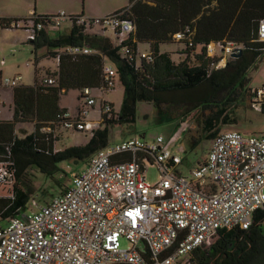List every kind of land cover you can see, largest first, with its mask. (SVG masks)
Instances as JSON below:
<instances>
[{"label":"built area","instance_id":"2783aa9c","mask_svg":"<svg viewBox=\"0 0 264 264\" xmlns=\"http://www.w3.org/2000/svg\"><path fill=\"white\" fill-rule=\"evenodd\" d=\"M66 19L71 21L70 15L60 11L50 18V27ZM3 20L0 18V26L20 27L28 32L30 41L43 28L32 16ZM76 22L87 28L114 30L118 43L134 28L130 20L111 14L82 15ZM174 38L179 41L184 34L178 32ZM186 39L192 45L189 33ZM255 40L264 42V19L259 21ZM202 46L206 55L217 58L216 68L245 49L241 43L224 39ZM123 49L136 61L153 60L150 51H133L129 45ZM56 52L58 62L61 54L98 51L83 41ZM21 79L18 74L2 82L15 87ZM116 80L114 66L105 63L101 86L79 91L75 113L63 112L64 126L93 131L105 118H115L110 103L102 100L98 104L95 94L112 89ZM53 81L45 76L40 83ZM249 104L256 111H264V82L249 87ZM94 107L98 121L91 119ZM172 134L169 138L157 134L151 139L133 135L101 148L84 168L74 172L70 185L47 204H35L33 211L26 209L0 227V264H196L194 252L210 246L220 230L249 228L255 211L264 209V133H218L191 178L177 172L182 156L171 149L177 139ZM123 155L130 158L121 160ZM146 161L158 168L160 176L155 182L144 176ZM12 182L13 173L0 162V185L7 187ZM121 238L131 247L123 248ZM140 242L143 249L138 247Z\"/></svg>","mask_w":264,"mask_h":264},{"label":"trees","instance_id":"16d2710c","mask_svg":"<svg viewBox=\"0 0 264 264\" xmlns=\"http://www.w3.org/2000/svg\"><path fill=\"white\" fill-rule=\"evenodd\" d=\"M111 15L133 23V30L121 43L117 39L114 43L109 37L90 31L91 27L77 24L82 15H70L72 26L69 33L52 37L48 29L54 15L33 12L34 22L43 24L37 38L28 40L34 50L46 46L49 54L55 57L57 52L51 48L87 41L98 52L61 54L57 69L47 73L54 80L51 84L44 85L36 80L32 86L11 87L12 100L7 109L9 117L0 118V162H5L6 168L13 173V182L9 185L11 192L0 195V227L28 207L45 205L51 199L44 195L39 198H36L37 194L30 196L20 187L17 180L24 171L36 166L44 174L51 175L59 171L57 163L61 161L86 164L95 153L111 143L115 126L120 129L125 126L119 130L122 140L137 135L135 126L138 118L146 125H172L173 121L179 124L198 114L196 118L200 121L203 136H186L187 148L194 151L202 142L212 141L222 132L223 125L237 124L245 118V112L238 114L237 110L249 102L245 87L250 82L248 74L257 68L260 57L264 55V42L255 40L259 21L264 19V0H128L125 7ZM0 27L11 28L7 24ZM106 30L111 29L102 28L101 31ZM111 31L116 38L117 33ZM178 32L184 34L179 41L174 38ZM188 33L192 45L186 39ZM223 39L241 43L245 49L238 57L228 58L225 66L216 68L217 58L206 55L202 45ZM138 43L148 44L152 61H136L123 49L129 45L136 51ZM167 43L181 47L175 52L176 61L171 52L160 49ZM106 58L114 66L123 87L118 111L115 112L110 104L115 118L99 122L85 145L56 150L54 143L58 136L55 131L59 127L66 128L63 112L68 110L59 104L61 95L69 90L79 92L84 87H100ZM199 87L207 90H202L196 98H188L182 117L170 120L164 109H175V106L165 105V95L189 92ZM21 123L32 124V130L17 129ZM43 127H49L51 131H43ZM140 136H145V133ZM129 158L123 155L120 159ZM200 162L198 160L197 163ZM177 172L180 173L179 170ZM194 256L196 264H264V209L255 211L249 228L220 230L214 242L195 251Z\"/></svg>","mask_w":264,"mask_h":264},{"label":"rangeland","instance_id":"374dc122","mask_svg":"<svg viewBox=\"0 0 264 264\" xmlns=\"http://www.w3.org/2000/svg\"><path fill=\"white\" fill-rule=\"evenodd\" d=\"M3 3L9 8L13 9L14 14H18L19 17H29L32 16L33 12L37 15L51 14L55 15L60 11H64L66 14L71 15H83L84 17L98 16L103 12H113L114 6L120 4L123 7L126 6L128 0H28L27 2H17L13 3V0H2ZM14 6H8L10 4ZM30 10V11H28ZM28 11V12H27ZM26 12V13H25ZM71 21L68 19L63 20L61 24L57 27H49L48 33L50 36L55 37L58 34H67L71 29ZM98 26H92V32H101ZM138 50L149 51V46L147 43H138ZM178 44L167 43L160 46L161 50L171 52L173 59L177 60V50ZM60 48H51L52 51H58ZM264 54V53H263ZM106 63H111L106 58ZM223 64V62L221 63ZM112 65V64H111ZM57 69L56 57L49 54V48L46 46H41L34 50L32 43L28 41V32L22 28H1L0 27V96L5 100L7 90L10 91L11 87H7L2 82L5 77L13 78L16 75H21L22 79L18 82L19 85H34L36 80L41 82L43 77L47 76V73H53ZM250 82L246 83V96H249V87L259 86L264 82V55L260 57L257 63V68L249 71ZM5 87V88H4ZM207 88L199 87L189 92H171L165 95L167 106H175V109H164L165 112L169 114L170 120L180 119L182 114L186 109H184V103L188 98H196ZM77 90H69L61 95V102L66 103L69 106H75L77 104ZM97 98V103L100 104L102 100L106 103L113 105L114 111H118L122 98H123V87L121 83L116 80L115 86L112 89H106L95 94ZM0 97V98H2ZM1 108V106H0ZM7 111V109H4ZM70 112L75 113L76 109H68ZM98 109H95L91 114V119L98 121ZM148 110V109H146ZM246 110V111H245ZM3 111V112H5ZM239 112L243 114L245 112V118L237 124L223 125L221 131L228 130H239L243 133H256L264 132V112L256 111L252 108L249 102L243 103L238 108ZM2 109H0V115H3ZM6 113V112H5ZM8 114V113H7ZM198 115V114H197ZM197 115L190 116L184 122L176 124L173 121L169 124H148L141 122V118L137 119L135 131L137 135L145 133L147 139H151L157 134H163L167 138L170 137V130L173 125L176 124L172 131V135H176V140L172 143L171 149L182 156V162L178 165V170L180 173L187 178H191L192 170L198 164V160L201 162L206 158L207 149L211 145L210 140H206L199 144L196 149L189 150L187 147L186 136L192 138H198L203 136V129L200 125V121ZM247 119V121H246ZM101 122V121H100ZM18 125L17 129L25 128L28 131L32 130V124L21 123ZM115 126L113 131L114 136L111 142L119 141L122 136L119 130H122ZM184 127L186 129H184ZM118 128V129H117ZM118 130V131H117ZM55 135L58 136L54 143L56 150H62L71 146H82L85 145L90 136V130L78 131L75 129H66L59 127L55 131ZM132 136V135H130ZM183 148L184 150H179ZM205 152V153H204ZM86 165L84 162L73 163L70 161H61L57 163L59 171L54 174L46 175L41 172L36 166L29 167L24 171L17 180V183L25 189V191L30 195L34 196L37 194L36 198L44 197L50 199L52 196L59 194L65 187L69 186L71 183L72 176L75 171L84 168ZM144 176L150 182H155L159 179V171L154 163L146 161V168L144 169ZM208 181V180H207ZM264 190V188H263ZM11 192L9 186L0 185V195H8ZM35 207H28L27 211H33ZM121 246L123 248L131 247L130 243L121 238ZM140 249L144 248V243L140 242L138 244Z\"/></svg>","mask_w":264,"mask_h":264},{"label":"crops","instance_id":"0c3cea01","mask_svg":"<svg viewBox=\"0 0 264 264\" xmlns=\"http://www.w3.org/2000/svg\"><path fill=\"white\" fill-rule=\"evenodd\" d=\"M28 0H13L12 2L13 3H17V2H27ZM8 6H14V4H10V5H8ZM122 8V6L120 5V4H118V5H116V6H114V8H113V12H103V13H101V14H98V16H105V15H110V14H112V13H114L116 10H119V9H121ZM28 11H30V10H28ZM27 11V12H28ZM26 13V12H25ZM67 15H71V14H67ZM10 18V17H19L18 16V14H14V11H13V9H9L4 3H3V1L2 0H0V18ZM100 35H103V36H107V37H109L111 40H112V42H116V39L117 38H115V35H113V32L111 31V30H106V31H101L100 32ZM180 48L181 47H177V50H180ZM162 51H164V50H162ZM109 64H111V63H109ZM5 88V87H4ZM7 90V93H6V99L7 100H5L2 96H0V97H2L1 99H2V105H1V108L0 109H2V112L3 111H5L4 109H9L8 107H9V105L11 104V100H12V88H11V90L10 91H8V89H6ZM78 94H79V92L77 91V96H76V98H77V104L75 105V106H69L68 104H66V103H62L61 102V97H60V100H59V104L61 105V106H63V107H66V109H70V108H74V109H77L78 108V104H79V99H78ZM102 94L103 93H101V96H102ZM95 109H97V107H94ZM1 112V113H2ZM6 112V113H5ZM5 112H3L4 114L3 115H0V118H8L9 117V115L7 114L8 112L7 111H5ZM85 164V163H84ZM87 164V163H86ZM85 164V165H86Z\"/></svg>","mask_w":264,"mask_h":264},{"label":"water","instance_id":"95a60500","mask_svg":"<svg viewBox=\"0 0 264 264\" xmlns=\"http://www.w3.org/2000/svg\"><path fill=\"white\" fill-rule=\"evenodd\" d=\"M175 126H176V124H175V125H173V127H172V129H171V130H173ZM171 130H170V132H169L168 134H170V133L172 132Z\"/></svg>","mask_w":264,"mask_h":264}]
</instances>
